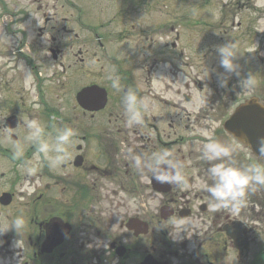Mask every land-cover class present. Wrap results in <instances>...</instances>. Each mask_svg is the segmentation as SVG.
Wrapping results in <instances>:
<instances>
[{
  "label": "flooded vegetation",
  "instance_id": "obj_1",
  "mask_svg": "<svg viewBox=\"0 0 264 264\" xmlns=\"http://www.w3.org/2000/svg\"><path fill=\"white\" fill-rule=\"evenodd\" d=\"M19 1L0 0V37L10 38L0 40V231L18 217L24 226L0 234V261L264 264L262 185H251L255 193L248 188L235 209L208 192L209 168L264 165V158L229 134V157L203 155L207 143L223 145L222 123L240 102L264 107L259 0H194L191 29L169 27L165 5L148 1L112 5L111 17H102L107 5H89L94 18L81 5H50L34 18ZM41 6L49 5L35 11ZM227 44L239 75L220 65L217 49ZM249 75L255 86L242 88ZM129 92L139 124L128 122ZM29 120L49 142L61 128L75 130L63 163L50 167L26 139ZM165 153L182 184L154 178V157ZM200 177L202 188L194 184Z\"/></svg>",
  "mask_w": 264,
  "mask_h": 264
},
{
  "label": "clouds",
  "instance_id": "obj_2",
  "mask_svg": "<svg viewBox=\"0 0 264 264\" xmlns=\"http://www.w3.org/2000/svg\"><path fill=\"white\" fill-rule=\"evenodd\" d=\"M257 7H264V0H259ZM9 37L5 34L0 37V40L9 41ZM220 57V65L229 73L235 72L239 75L238 65L234 63L237 57L230 44L221 46L217 49ZM30 71L26 72L25 84L31 81ZM118 77L113 79L112 86L118 85ZM226 79H220V87H225ZM242 88L251 89L255 86V81L252 75L241 81ZM125 108L130 124H139L142 120L141 112L137 107V97L135 93L129 92L125 97ZM147 104H143V108L147 110ZM28 135L26 139L38 145V153L44 154L49 158V166L56 167L63 163L68 158L69 153L67 146L71 139L76 135L75 130L69 127H64L58 130L54 139L49 142L44 139V127L36 120L26 122ZM260 155L264 158V137L260 138ZM53 154V155H49ZM230 150L224 145L215 142H209L205 145L203 153L207 160L220 159L221 157H229ZM168 154H161L154 157L153 176L158 182L167 183H183V177L178 170V166L167 158ZM137 165L140 160H136ZM34 169L29 168L28 174L31 175ZM210 176L213 179V184L208 187V192L211 197L222 207L231 205L234 209L242 206L246 195V190L253 184L264 185V165L256 164L247 168H239L230 164H220L209 168ZM24 226L23 218H16L11 222L10 228H14L18 233ZM7 230V231H8ZM7 231H0L3 234ZM3 264V261H0Z\"/></svg>",
  "mask_w": 264,
  "mask_h": 264
},
{
  "label": "rangeland",
  "instance_id": "obj_3",
  "mask_svg": "<svg viewBox=\"0 0 264 264\" xmlns=\"http://www.w3.org/2000/svg\"><path fill=\"white\" fill-rule=\"evenodd\" d=\"M129 0H35L33 2H29V0H21V5H28L31 10L32 17L35 18L36 14L41 16V11L45 10L47 11L50 9V5H108V7H111L112 5H121L122 2L126 3ZM133 1V0H132ZM141 1H148V5H165L167 11H168V24L169 27L172 25L175 28L179 29H191L193 26V13H192V6L194 0H141ZM37 5H49L48 7L41 6L37 11H35V8ZM107 7V8H108ZM2 12V19H7L11 17V14L8 12ZM109 14H111V8H108ZM91 17H95L96 14H94L93 7L91 8ZM96 24L97 21L93 22V25L95 27L96 31ZM4 29L0 28V33H4ZM213 125H215V122H212ZM208 128H200V135L209 136ZM209 134V135H208ZM202 143V142H201ZM200 143V145H201ZM203 145V143H202ZM195 186H198L199 188H202L206 185V182L203 180V177H200V180L197 179L194 183ZM192 185H183L182 189H192ZM264 189V187H263Z\"/></svg>",
  "mask_w": 264,
  "mask_h": 264
},
{
  "label": "water",
  "instance_id": "obj_4",
  "mask_svg": "<svg viewBox=\"0 0 264 264\" xmlns=\"http://www.w3.org/2000/svg\"><path fill=\"white\" fill-rule=\"evenodd\" d=\"M244 112V113H243ZM245 124L247 139L252 147L256 146V140L264 137V108L256 103H248L237 108L236 112L225 122V126L236 136L242 138L241 118ZM256 150V147H254Z\"/></svg>",
  "mask_w": 264,
  "mask_h": 264
}]
</instances>
